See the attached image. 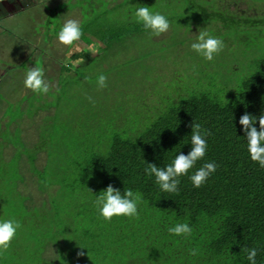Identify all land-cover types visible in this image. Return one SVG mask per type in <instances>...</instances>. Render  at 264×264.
Wrapping results in <instances>:
<instances>
[{
    "label": "trees",
    "instance_id": "16d2710c",
    "mask_svg": "<svg viewBox=\"0 0 264 264\" xmlns=\"http://www.w3.org/2000/svg\"><path fill=\"white\" fill-rule=\"evenodd\" d=\"M234 12L245 27H257L247 13ZM257 49L253 74L228 94V103L196 90L146 121L134 137L124 128L127 137L115 133L105 149L86 147V157L61 173L51 171L49 159L37 169L41 148L26 160L28 148L15 153L12 139L0 141V221L14 218L22 225L8 250L0 252V264H250L244 249L251 248L257 249V264H264V168L250 159L239 125L247 112L257 118L259 130L264 114V46ZM73 58L90 60L82 50ZM22 122L17 127L24 143ZM191 122L210 132L206 154L179 177L178 193L162 192L145 173L146 163L164 167L177 154L186 155ZM206 162L218 167L195 188L189 177ZM26 166L36 173L38 198L28 187ZM109 184L121 194L127 189L142 194L139 218L105 221L99 215L94 201ZM176 223H188L191 236L171 235L167 229ZM193 249L197 255H190Z\"/></svg>",
    "mask_w": 264,
    "mask_h": 264
},
{
    "label": "rangeland",
    "instance_id": "374dc122",
    "mask_svg": "<svg viewBox=\"0 0 264 264\" xmlns=\"http://www.w3.org/2000/svg\"><path fill=\"white\" fill-rule=\"evenodd\" d=\"M18 3H8L12 15L0 20V141L12 139L15 153L28 148L26 160L41 148L40 171L49 159L51 171L61 173L86 157V147L105 149L115 133L134 137L146 121L196 90L227 100L253 74L255 52L264 46L258 34H264V0H59L50 9ZM140 5L165 15L169 30L159 37L143 31L134 17ZM235 9L254 19L255 30L239 23ZM69 18L80 21L83 35L63 46L57 35ZM201 30L225 44L213 61L191 49ZM93 45L98 54L90 52ZM81 50L90 60L76 66L81 58L73 55ZM35 66L54 85L48 94L24 87ZM100 74L107 76L103 89ZM26 168L28 187L36 192V173Z\"/></svg>",
    "mask_w": 264,
    "mask_h": 264
},
{
    "label": "clouds",
    "instance_id": "9594fccd",
    "mask_svg": "<svg viewBox=\"0 0 264 264\" xmlns=\"http://www.w3.org/2000/svg\"><path fill=\"white\" fill-rule=\"evenodd\" d=\"M134 17L138 23H142L145 30L150 31L153 37L161 36L170 28V23L165 15L160 12H153L148 6L140 5L137 7ZM82 35L80 21L69 18L63 23L57 35V41L60 45L71 46L76 41H79ZM224 47L225 44L222 39L211 36L207 31L202 30L198 31V35H195V41L191 44V49L206 61H213L214 57L223 51ZM90 52L98 54V49L95 45L92 46ZM83 62V59L77 60L75 65L78 66ZM44 75V69L41 66L29 68L23 81L24 87L33 93L48 94L54 85L46 81ZM97 86L101 89L107 87L106 75L100 74L97 77ZM57 91H59L58 88ZM225 101L228 103L227 100ZM256 119V117L245 112L239 118V125L245 133L250 159L253 162H257L261 168H264V114H261L258 118L259 130L254 126ZM189 127L191 128V150L186 155L183 153L177 154L172 162L164 167L146 163L145 173L148 176L155 177V183L159 185L162 192L178 193L179 177L187 175L189 170L193 169L196 163L206 154L208 147L206 137L210 135V132L202 129L199 123L191 122ZM217 167L218 165L215 162L204 163L189 177L193 187L199 188L204 185ZM141 203H143V196L139 191L134 192L131 189H127L121 194L119 189L109 184L96 197L94 206L105 221H111L114 216L139 218L138 207ZM21 226L20 221L14 218L0 221V252L8 250L11 242L16 237L17 229L21 228ZM167 231L171 235L187 238L191 236L193 229L188 223H176L169 227ZM244 251L247 252V260L250 264H257V249H244ZM81 255H84V253H77V256ZM190 255H197V250H191Z\"/></svg>",
    "mask_w": 264,
    "mask_h": 264
},
{
    "label": "flooded vegetation",
    "instance_id": "af4514ba",
    "mask_svg": "<svg viewBox=\"0 0 264 264\" xmlns=\"http://www.w3.org/2000/svg\"><path fill=\"white\" fill-rule=\"evenodd\" d=\"M17 1L19 2V5L23 4V1H25L24 4H27L28 6L31 3L35 4L38 2L39 5L43 4L47 9H50L52 4L57 5L59 3V0H0V20L12 15L11 13H8L11 7H7V4L11 2L16 3Z\"/></svg>",
    "mask_w": 264,
    "mask_h": 264
}]
</instances>
